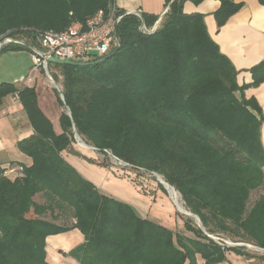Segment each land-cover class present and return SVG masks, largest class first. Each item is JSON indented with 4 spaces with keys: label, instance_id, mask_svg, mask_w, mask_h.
Wrapping results in <instances>:
<instances>
[{
    "label": "trees",
    "instance_id": "obj_1",
    "mask_svg": "<svg viewBox=\"0 0 264 264\" xmlns=\"http://www.w3.org/2000/svg\"><path fill=\"white\" fill-rule=\"evenodd\" d=\"M164 1L169 9L150 33L139 30L137 16L117 9L119 47L99 63L48 65L63 77V101L55 93L68 112L61 111L59 134L33 87L0 83V106L8 96L17 99L33 130L15 144L30 163L0 167V264H49L46 238L72 230L83 242L64 256L78 264H220L227 252L264 264V254L224 243L264 249V192L248 207L252 193L264 190V115L256 99L244 95L264 83V60L248 70L250 83L238 84V71L210 37L204 16L185 14L187 0ZM218 1L213 16L221 28L243 5ZM113 5L0 0V41L18 35L35 45L37 34L62 32ZM141 15L147 28L159 18ZM22 51L32 53L9 44L0 54ZM73 127L105 157L160 175L201 226L187 217L184 232H176L101 193L62 155H80Z\"/></svg>",
    "mask_w": 264,
    "mask_h": 264
},
{
    "label": "crops",
    "instance_id": "obj_2",
    "mask_svg": "<svg viewBox=\"0 0 264 264\" xmlns=\"http://www.w3.org/2000/svg\"><path fill=\"white\" fill-rule=\"evenodd\" d=\"M234 1L242 3L243 6L221 28L217 27L213 16L220 6L218 0H203L199 4L187 0L183 11L185 14L199 13L204 16L210 37L238 71L237 81L242 85L251 82L248 70L264 60V6L260 5L258 0ZM114 6L125 12L138 11L158 17L166 10L164 0H114ZM33 65L34 60L30 53L22 51L0 54V83L33 87L37 92L41 111L51 121L54 131L59 134L61 131L59 117L62 109L57 102L56 93L54 94L48 86L43 70L31 72V82L26 85L24 83L30 76ZM244 95L246 98L256 99L264 115V83L257 88L246 89ZM32 132L19 101L11 96L6 97L0 106V167H8L11 161L20 162L21 159L27 160V164L30 163L27 157L18 152L15 144ZM261 141L264 147V123L261 127ZM75 150L80 153L79 156L63 152L64 159L85 179L92 182L101 193L131 205L143 218L162 224L173 231L184 232L183 221L179 217L170 218L174 212L169 204L161 198L153 203L152 199L141 191V183L136 185L129 173L127 176L120 175L118 169L112 165L103 166L96 161L90 163L85 158L93 159L92 157L83 154L77 148ZM170 220L173 221L174 227L169 225ZM82 242L83 236L78 230L47 237V262L78 264L64 254ZM226 257L227 262L220 264H257L255 259H246L232 252H227Z\"/></svg>",
    "mask_w": 264,
    "mask_h": 264
},
{
    "label": "built area",
    "instance_id": "obj_3",
    "mask_svg": "<svg viewBox=\"0 0 264 264\" xmlns=\"http://www.w3.org/2000/svg\"><path fill=\"white\" fill-rule=\"evenodd\" d=\"M128 14V12L126 13ZM122 16L118 14L117 8L113 5L107 11H98L89 17L85 22H73L64 31H48L35 36V45L26 42L20 36H5L1 39L3 46L12 44L10 39L24 41L32 46L31 55L34 65L30 71V76L24 81L25 85L31 82V72L37 69L49 77L50 62L47 57H53L62 61H72L76 63H89L99 60L119 47L117 28ZM161 20H157L151 28L144 24L139 26V30L144 33L154 32L160 25ZM12 172V171H11ZM214 241L218 239L214 236ZM230 246L229 240L224 241Z\"/></svg>",
    "mask_w": 264,
    "mask_h": 264
},
{
    "label": "rangeland",
    "instance_id": "obj_4",
    "mask_svg": "<svg viewBox=\"0 0 264 264\" xmlns=\"http://www.w3.org/2000/svg\"><path fill=\"white\" fill-rule=\"evenodd\" d=\"M51 66H53V65H51ZM49 73H50V77L51 78H52V74H57L58 78L55 79V80H53V78H52V80L57 84V86L59 87L58 90L61 92L62 91V80H63V77L60 75V70H58L56 68H51V69H49ZM44 75H45V77L47 79L46 81L48 82L49 88H51V91L55 94V90L56 89H55L54 85L51 83L50 78L46 74H44ZM44 75H42V76H44ZM41 92L42 91L40 90V93ZM56 92L59 94V92L57 90H56ZM61 109L67 111V109H65L63 107ZM81 140L86 145L90 146V144L86 143L83 139H81ZM74 146H75V148H77L78 150H80L81 152H83V154H86L87 156L92 157L93 158L92 160H94L96 162H100V164H102L103 162H105L108 166L109 165L114 166L115 168L118 169V172H119L120 175L127 176V173H129L130 176H132L134 182H136V185L139 182L141 183V187H140L141 188V191L146 196H148L150 200L152 199V202L153 203H156L157 199L158 198H161L164 202H166L167 204H169V206L173 210L172 212H174V215H173V213H171V215H170V218L171 219L173 217H179L183 221V219H185V218L188 217L185 214L177 211V209H176V207H175V205H174V203L172 201V199L174 201H177V203L179 204L178 207L181 210L189 212L186 209V207L184 205V202L182 201V198H181L180 194L179 193L178 194L172 193V195H170V193L167 192L165 189L163 191L160 188V183L156 180V178L151 173L146 172V171H143V170H141V171H135L130 166H126L123 163H120L118 160L114 159L111 154L106 153V157H105L104 155H102L101 153H99L96 150L83 148L82 146H80L78 144V142H76V140H75ZM20 162H22L24 164H27V160H25V159H21ZM263 192H264V190H260V191L253 192L252 195H251V197H250V199H249L248 207H250L251 204L253 203V200L256 199ZM189 218L192 220V222L194 224L198 225V223H197V221L195 219H193L191 217H189ZM46 219L49 220L50 218L47 217ZM165 220H167V219L165 218ZM168 223H169V225L171 227H174V224H173V221L172 220L168 221ZM245 249L247 250V252H249L250 254H253L254 256H259L261 254H264L263 252L254 251V250H251V249H248V248H245ZM256 263H257V261H256Z\"/></svg>",
    "mask_w": 264,
    "mask_h": 264
},
{
    "label": "water",
    "instance_id": "obj_5",
    "mask_svg": "<svg viewBox=\"0 0 264 264\" xmlns=\"http://www.w3.org/2000/svg\"><path fill=\"white\" fill-rule=\"evenodd\" d=\"M168 9H169V5L166 7V10L164 11V13L161 15V16H159V18H158V20H162V18H163V16H164V14L168 11ZM127 13V12H126ZM128 14H132V15H135V16H137L140 20H141V25L142 24H144V20H143V18H142V15H141V13L140 12H138V11H132V12H128ZM117 35V33L115 32V36ZM10 42L12 43V44H18V45H21V46H23V47H25V48H27V49H30V50H32V46L30 45V44H28V43H26V42H24V41H20V40H16V39H13V38H11L10 39ZM2 45H3V41H0V49H1V47H2ZM117 49V48H116ZM115 49V50H116ZM115 50L113 51V52H115ZM103 59H101V60H98V61H94V62H89V63H76V62H72V61H62V60H59V59H56V58H53V57H47L46 58V61L47 62H50V63H55V64H59V65H72V66H90V65H93V64H96V63H99L100 61H102ZM49 78H50V81H51V83L54 85V87H55V89L59 92V98H60V100L61 101H63V95H62V93L58 90V86H57V84L52 80V78L49 76ZM73 132H74V139L76 140V142H78V140H77V137H79L78 136V134L76 133V130H75V128L73 127ZM79 144V143H78ZM92 150H96L94 147H92V146H89ZM110 154V153H109ZM113 157V156H112ZM114 158V157H113ZM114 159H116V158H114ZM117 160V159H116ZM120 163H123L124 165H126V166H128L126 163H124V162H122V161H120V160H118ZM151 174L153 175V176H155L156 177V180L160 183V185L167 191V192H169L168 191V188L167 187H169V188H171L172 190H174L175 191V189L172 187V186H170L168 183H166L164 180H162V181H159L157 178H158V176H160V175H158V174H156V173H154V172H151ZM176 192V191H175ZM176 205V204H175ZM179 211V210H178ZM183 214H185L186 216H188V217H191V218H193V219H195L196 221H197V223H198V226H201V223H200V220H199V218L196 216V215H194V214H192V213H190V212H184ZM209 237H211L212 238V236H209ZM231 247L232 246H237V247H245V248H248V249H251V250H254V251H258V252H263L264 253V249H262V248H259V247H256V246H253V245H249V244H244V243H237V244H232V245H230Z\"/></svg>",
    "mask_w": 264,
    "mask_h": 264
},
{
    "label": "bare ground",
    "instance_id": "obj_6",
    "mask_svg": "<svg viewBox=\"0 0 264 264\" xmlns=\"http://www.w3.org/2000/svg\"><path fill=\"white\" fill-rule=\"evenodd\" d=\"M77 140H78V143H79V145L80 146H82L83 148H87V149H91L88 145H86L81 139H80V137H77ZM155 177V176H154ZM156 178V177H155ZM159 181H162L163 179L160 177V176H158V178H157ZM168 188V191H169V193H170V195H172V193H176V194H178L177 192H175L174 190H172L171 188H169V187H167ZM172 201H173V203H174V205H175V207H176V209H178L179 210V212H181V213H184L185 211H183V210H181L179 207H178V203H177V201H174L173 199H172ZM187 212V211H186Z\"/></svg>",
    "mask_w": 264,
    "mask_h": 264
}]
</instances>
